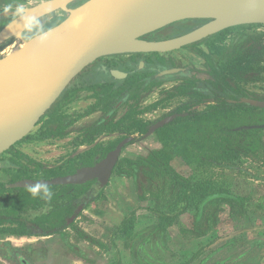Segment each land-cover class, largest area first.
I'll list each match as a JSON object with an SVG mask.
<instances>
[{
	"label": "trees",
	"instance_id": "obj_1",
	"mask_svg": "<svg viewBox=\"0 0 264 264\" xmlns=\"http://www.w3.org/2000/svg\"><path fill=\"white\" fill-rule=\"evenodd\" d=\"M56 18L58 17L55 16L49 23L56 22ZM243 26L245 27L241 25L225 29L190 45L204 58L207 77L193 75V78L185 79L174 88L175 91H172L171 95L189 97L180 109L188 113L155 130L162 142L161 147L153 148L136 159L124 158L117 165L118 174L132 176L135 179L142 200L155 198L156 206L151 210L161 220L160 226L163 229H166L173 220L169 211L162 209L161 203L162 192L167 183L172 188V199L185 202L177 214L188 212L196 200L197 222L203 220L205 208L209 203L235 202L242 199L227 190L203 185L206 182L193 183L191 178L184 177L173 168L171 162L173 158L180 157L185 164L191 166H224L264 149V126L247 127L264 125V108L241 101L243 97L264 99L246 86L248 82L263 78L264 39L262 34L256 36L235 32L237 28ZM229 34L233 35L227 43ZM202 43L207 45V49L199 47ZM104 86L100 91H96L99 99L96 106L107 111L121 99L119 96L121 89ZM139 87L140 85L136 90L140 89ZM84 88L82 83L71 84L61 100L54 104L46 118L42 120L38 134H31L26 139L32 137L47 140L64 137L78 119L97 109L93 107L84 113L74 115L65 112L67 104L78 99ZM136 92L125 103L123 109H126V112L122 116L113 115L104 122L97 121L86 125L79 143L91 144L98 135L105 132H122L123 135L117 140L110 143H94L90 149L80 153L76 158L53 167L30 157L15 146L7 151L11 156L6 160L11 165L0 169L10 175L8 181H0V233L17 236L60 235L71 253L81 258L85 255V251L77 243L70 242L69 229L77 230L82 236H88L76 226V220L83 210L103 193L104 188H99L97 179L82 184H44L33 187H12L9 184L23 178L49 180L67 175L74 172L77 167L92 165L98 158L104 157L127 134L135 131L147 133L149 122L138 118L140 98L139 92ZM209 100L213 102L203 109L190 111L193 105ZM160 178L164 187L156 191L161 184ZM37 187L40 190L33 196L31 189ZM44 187L51 191V199L44 198ZM133 216L125 220L122 230L127 231V228H130L128 223H132L130 220ZM154 234L147 241L153 240L155 248H158L162 238L157 241ZM6 245L0 244V247H3L0 254L11 261L24 264L25 256L21 253V259H17L15 250L18 249L11 244ZM5 247L6 251H2Z\"/></svg>",
	"mask_w": 264,
	"mask_h": 264
},
{
	"label": "water",
	"instance_id": "obj_2",
	"mask_svg": "<svg viewBox=\"0 0 264 264\" xmlns=\"http://www.w3.org/2000/svg\"><path fill=\"white\" fill-rule=\"evenodd\" d=\"M24 8L25 16L41 24L55 16L62 19L46 29V42L23 40L29 46L0 55V156L33 134L68 87L104 58L170 52L231 27L264 24V0H44ZM14 13L15 9L0 12V19L9 20L0 29V46L10 39L17 40L14 34L24 29V20ZM185 21L190 30L167 38L154 36L167 26ZM167 71L190 74L189 69L184 72V68L177 67ZM112 73L122 74L119 70ZM241 101L264 108V99L243 97ZM174 117L151 126L145 137ZM133 138L123 139L105 157L74 173L49 180L24 178L9 185L82 184L97 179L103 189L118 164L121 148ZM10 165L0 159V168Z\"/></svg>",
	"mask_w": 264,
	"mask_h": 264
},
{
	"label": "rangeland",
	"instance_id": "obj_3",
	"mask_svg": "<svg viewBox=\"0 0 264 264\" xmlns=\"http://www.w3.org/2000/svg\"><path fill=\"white\" fill-rule=\"evenodd\" d=\"M41 1L43 2L44 0H0V10L4 8H14L20 5L31 6ZM57 17L56 22L40 24L45 29H48L53 23H57L62 19L60 16ZM186 24H188L187 21L172 24L165 27L163 30H159L154 36L157 37L158 35L163 38L175 36L179 33V30L183 31L182 29L186 28ZM235 32H245L256 36L262 34L264 39V24L245 25V27L237 28ZM233 34L228 35L226 40L227 43L230 41V37ZM14 42L15 40H9L4 43L0 48V55H5V52L10 48V44L12 45ZM199 47L207 49L205 43L200 44ZM161 55L169 59L171 58L180 65L186 66L193 75L202 78L207 77L205 73L206 67L204 58L197 54L191 46L161 53ZM262 77L261 80L248 82L246 86L249 90L264 97V73L262 74ZM160 96L161 92L159 94L154 93L152 100ZM61 97L58 101L61 100ZM204 106L202 105L200 108H204ZM152 109H157V107L150 108L151 111ZM160 113H162V111L156 114ZM41 125H39V127ZM39 127L34 130L33 134H38ZM153 138L154 140L147 139L148 141H143L141 139L140 141L130 144L125 148V151H123V155L125 157L130 156L133 157L132 159H136L139 155L146 154L153 148L161 147L162 142L159 140L158 136L155 134ZM29 139L31 140L32 138ZM52 139L56 138H49V143L58 145L50 150L42 148L43 150L38 151L40 156L44 157V154L47 152H61L60 150L63 149L62 147L67 145L56 143ZM19 146L20 144L15 145L18 150L20 149ZM71 148L72 146L69 149ZM73 151L74 150L70 151L68 154H72ZM27 155L29 154L27 153ZM62 155L63 154L57 155V157H52V159L41 158L39 161H43L46 165L55 164ZM10 156L11 154L6 152V154L0 156V159L6 160L10 158ZM29 156L32 157L31 155ZM171 162L176 171L184 177L191 178L193 183L196 182L203 184V182H206L203 185H212L215 189L227 190L228 192L242 198L235 202L215 201L209 203L205 208L203 220L197 222L196 200L191 204L192 206L190 207L192 209L188 212L177 214L176 212L185 204V202L172 199L173 195L171 194L172 188L170 187V184L167 183L164 187L162 184V178H160V181H158L161 184L157 187L156 191L158 188L162 186L164 187L161 200V203H163L162 209L169 211L173 218L170 225H174V229H172L171 233H169V231L166 232V236L170 239V243H168V247H166V249L168 248L167 253L170 251L175 252L174 258H170L171 262L174 261L176 264H202L204 259L202 256L209 255L210 258L208 259V262H206L207 264H255L259 257L262 255L264 256V206H262V203L257 198L258 193L261 194L264 192V149L256 154L243 156L241 159H237L230 164L227 163L224 166H191L185 164L180 157L173 158ZM117 175L120 174L117 173ZM9 178L10 175H7L5 171L0 170V181H8ZM251 185L259 187L256 196L255 192H253L254 190H250L251 194L247 196L238 195L240 190H248ZM154 200L155 198L150 197L149 199L143 200V204H148L149 206L147 211L153 214L154 212L151 209L156 206ZM154 215L157 214L155 213ZM135 222L133 229L134 231H137L141 228V222ZM77 227L81 229L79 225H77ZM133 229L129 232L128 230L121 229L117 234H113L112 240L107 241V244L99 240L94 241V239H91V236H82L78 234L77 230L73 229L70 231V240L76 241V238H78V240L81 239L84 241V239L87 238L91 245H97L101 250L115 252L116 244L113 241L115 237L119 243L122 244V249L125 250L127 247H130L129 244L127 245L125 243H130L132 241L134 244L135 242H138L137 236L129 234ZM107 231L108 232L106 233H111L114 230ZM109 236L110 234H106V238ZM10 242L13 246L22 250L20 253L25 256L24 264H40L38 263L40 258H43V263L45 262L44 264H65L66 262L62 256L67 255L68 247L61 239H58L53 244L52 242L51 244H48L46 247L47 249L42 253H36L35 250L30 247V242L32 241H28L27 239L14 240L13 243L12 241ZM41 244L40 241L37 243L39 246H41ZM136 245L137 244H135V246ZM158 248H163L161 243ZM155 251H151L153 252V255ZM3 258L11 264H20V262H14L5 257ZM28 260L30 263H27Z\"/></svg>",
	"mask_w": 264,
	"mask_h": 264
},
{
	"label": "crops",
	"instance_id": "obj_4",
	"mask_svg": "<svg viewBox=\"0 0 264 264\" xmlns=\"http://www.w3.org/2000/svg\"><path fill=\"white\" fill-rule=\"evenodd\" d=\"M89 103V100H77L70 105L71 112L83 111ZM96 116V114L88 115L79 119V121H77L73 125V128H71L72 131L68 136L64 138L52 139L56 143H63L64 145L67 144L65 147H62L63 149L60 150L61 152H47L46 154H44V157L40 156L38 151L43 150L42 148L50 150L58 144H50L48 139L46 141L32 137L31 140L29 138H25L21 142H19V150L26 154L28 153L37 160H41V158L52 159V157H57V155L64 154L67 152V148L69 149L71 147V141L76 136H78V131L84 126L88 125L91 121H93ZM154 136L155 134L150 135L144 140H154ZM258 188L259 187H256V185H251L248 190H240L238 195L247 196L251 194L250 190H254L253 192H255L256 196ZM257 198L262 203V206H264V192L261 194L258 193ZM148 207V204H143V200L139 197L135 180L132 176H127L124 174L117 175L116 173L113 174L109 181V184L106 186L101 196L92 201L83 210L82 214L77 218L76 226L79 225L89 237L91 236V239H94V241L99 240L107 244V241L112 240L113 234H117L121 231L125 220L129 216L134 215L130 220L132 223H128L130 224V228H127V230L129 232L134 228V225L136 223L135 221L141 222V228H139L137 231H134L133 229V231L129 233L130 235L137 236L138 242H135L134 244L132 241L130 243H125L127 245L129 244L130 246L126 248V251L125 249H122V244H120L115 237L113 241L116 244V251L112 252L110 250H101L97 245H91L86 237L84 241L81 239L78 240V238H76V241L70 240V242L77 243L85 251V255L82 258L79 256H75V254L71 253L68 249L67 255L62 256L63 259L66 260L65 264H176V262L174 261L171 262L170 259L174 258L175 252L170 251L169 253H167L168 248L166 249V247H168V243H170V239L168 236H166V232L169 231V233H171L172 229H174V225H169L166 229L161 228V220L157 217V215H154L155 213H149L147 211ZM107 230L114 231L111 233H106L108 232ZM70 231H72V229H69V232ZM106 234H110V236L106 238ZM152 234H154L153 236L157 239V241L159 240V238H162L161 245L163 248H155L153 240L152 242L147 241ZM0 235V241H12V243L14 240L17 241L23 239L32 241L30 242V247L34 249L36 253L44 252V250L47 249L46 247L48 246V244H51V242L53 244L58 239H61V236L56 234L47 236H17L8 233H0ZM39 241L42 243L41 246L37 245ZM135 244L137 245L135 246ZM152 250H156L154 255L153 252H151ZM262 256L257 259L255 264H264V256ZM202 257H204L202 264H207L206 262H208L210 256L206 255ZM38 261V263L40 264L45 263H43V258H40V260ZM0 264L11 263H9L0 255Z\"/></svg>",
	"mask_w": 264,
	"mask_h": 264
},
{
	"label": "flooded vegetation",
	"instance_id": "obj_5",
	"mask_svg": "<svg viewBox=\"0 0 264 264\" xmlns=\"http://www.w3.org/2000/svg\"><path fill=\"white\" fill-rule=\"evenodd\" d=\"M5 9L14 10V9H16V7L4 8V9H1L0 12H4ZM52 19L53 18H51L48 22H50ZM8 21L9 20H7V19H0V29ZM51 26H53V25H51ZM161 30H163V29H161ZM182 30L183 31L190 30V28L189 29L185 28ZM179 31H181V30H179ZM157 37H159V36L157 35ZM10 40H15V39H10ZM1 46H0V48H1ZM175 67L184 68V72L188 71V68L186 66H183V65L176 63L171 58L169 59V58L161 55V53L132 54V55L121 54V55H115V56H110V57L104 58L100 62L96 63L93 67L85 70L77 78L75 83H82L83 87H85V88L80 92V97L78 99L67 104L65 112L74 115V114H78V113H84L86 110L94 107L97 109H95L93 112L89 113L88 115H95L96 114L97 116L89 124H92V123L97 122V121L104 122L105 120L112 117L113 115H115L116 117L122 116L126 112V109H123L125 103L127 102V100H129V97L131 95H133L135 93V91H137L136 93L139 92L138 98H140V101L138 102V104H139L138 110L140 111V113L138 114V118L144 120L145 122H149V124L147 126L148 129H150L151 126H153L157 122L163 120L164 118H167L170 116H175L172 119V120H174L175 118L179 117L180 115H186L188 113L186 111L185 112L181 111L180 109H181V106L183 105V103H186L188 101L189 97L183 96V95H171V93H172V91H175L174 88L177 85L183 83L185 81V79H188L191 77L193 78L192 73H191L192 75L188 74V75L182 76L180 74H177V73H174L171 71H167V70H170V69L175 68ZM112 70H119L122 72V74L121 73L113 74ZM123 72L126 74L124 75ZM93 85H95L94 88L88 87V86H93ZM103 85H105L104 87H109L112 89H118V90L121 89V93L119 95L121 97V99H118L116 101V104L114 105V107L108 109L107 111H104L100 106H98V107L96 106L98 103V100H99L96 96V91L97 90L100 91L103 88ZM139 85H140V87H139L140 89L136 90V88ZM160 92H161V96L152 100V97H154V93L159 94ZM80 99L89 100L90 103L88 104V106L83 111L71 112L70 105L73 102L80 100ZM211 102H213V100H209V101H205V102L200 103V104L193 105L190 108V111L203 109V108H200V106L202 107V105L203 106L205 105L204 107H206ZM155 107H157V109H152V111L150 110V108H155ZM114 109H115V111L111 115H109V113ZM160 111H162V113L156 114ZM88 115H85V116H88ZM85 116H83V117H85ZM83 117H81V118H83ZM172 120H170V121H172ZM77 121H79V119ZM73 125L70 127V132L66 136H68L71 133V131H72L71 128H73ZM83 128H81L78 131V136H76L71 141L70 145L72 146V148L69 150L67 149V152L64 153L62 156H60L59 160L55 164L48 165L49 167L59 166L61 164L66 163L68 160H70L72 158H76L80 153H83L87 149H90L94 145V143H101V142L102 143H108V142L110 143V141L117 140L123 135V133L119 132V131L105 132L103 134L98 135L96 137L95 141L91 144L86 143V142L79 143V141L81 140L82 135H83V131H84ZM145 134H146V132L145 133H139L138 131H135V132H132V133H129L126 135L125 138L130 137V136H134V138L129 143L125 144L123 146V148H121L122 151H121L119 161L124 159V158H130V157H125L123 155L124 148H126L130 144H133L137 141H140L141 139L144 140V139L148 138L149 136L145 137ZM153 134H156V132H154ZM153 134H151V135H153ZM66 136H64V137H66ZM125 138H123V139H125ZM120 142H118V144ZM117 145H116V147H117ZM72 150H74L72 152V154H68ZM101 158H103V157L98 158V160ZM98 160H96L95 162H97ZM119 161H118V163H119ZM41 162H43V161H41ZM80 167H82V166H80ZM80 167H77L76 170ZM116 168H117V166H116ZM116 168H115L113 174H115V173L117 174ZM74 172H72V173H74ZM69 174H71V173H69ZM113 174H112V176H113ZM135 184H136V182H135ZM105 188H106V186H105ZM61 240H62V238H61ZM14 247H16V246H14ZM1 248H3V247H1ZM5 249H7V247H5ZM17 249L19 251L15 250V256L17 259H21L20 251H22V250H20V248H17ZM28 263H30V261Z\"/></svg>",
	"mask_w": 264,
	"mask_h": 264
},
{
	"label": "clouds",
	"instance_id": "obj_6",
	"mask_svg": "<svg viewBox=\"0 0 264 264\" xmlns=\"http://www.w3.org/2000/svg\"><path fill=\"white\" fill-rule=\"evenodd\" d=\"M5 11H9V9H5ZM24 12L25 8L23 5L17 6L15 9V16L19 19L24 20V29L21 32L14 34L16 38L29 41L33 39H39L41 43L46 42L48 39L47 30L41 26L40 22L37 19L25 16ZM39 190V187L32 188V195L36 196ZM43 196L46 199H51L52 193L47 187L43 188Z\"/></svg>",
	"mask_w": 264,
	"mask_h": 264
},
{
	"label": "bare ground",
	"instance_id": "obj_7",
	"mask_svg": "<svg viewBox=\"0 0 264 264\" xmlns=\"http://www.w3.org/2000/svg\"><path fill=\"white\" fill-rule=\"evenodd\" d=\"M54 36H50L49 38H53ZM29 46V44H27L26 42H24L23 40L17 39L15 40V42L11 45L10 44V48L5 52V54H10L12 52H15L21 48H25Z\"/></svg>",
	"mask_w": 264,
	"mask_h": 264
}]
</instances>
